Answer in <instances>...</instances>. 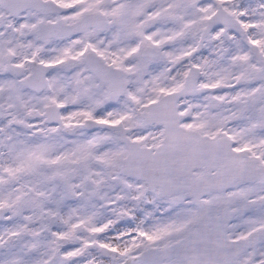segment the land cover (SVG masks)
<instances>
[{
  "label": "snow or ice",
  "instance_id": "6c2138e0",
  "mask_svg": "<svg viewBox=\"0 0 264 264\" xmlns=\"http://www.w3.org/2000/svg\"><path fill=\"white\" fill-rule=\"evenodd\" d=\"M0 264H264V0H0Z\"/></svg>",
  "mask_w": 264,
  "mask_h": 264
}]
</instances>
